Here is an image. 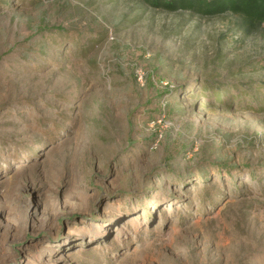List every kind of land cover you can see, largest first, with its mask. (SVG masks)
Listing matches in <instances>:
<instances>
[{"label":"rangeland","instance_id":"374dc122","mask_svg":"<svg viewBox=\"0 0 264 264\" xmlns=\"http://www.w3.org/2000/svg\"><path fill=\"white\" fill-rule=\"evenodd\" d=\"M0 264H264V24L0 0Z\"/></svg>","mask_w":264,"mask_h":264},{"label":"trees","instance_id":"16d2710c","mask_svg":"<svg viewBox=\"0 0 264 264\" xmlns=\"http://www.w3.org/2000/svg\"><path fill=\"white\" fill-rule=\"evenodd\" d=\"M166 12L189 11L212 17L226 13L239 16L248 28L264 24V0H141Z\"/></svg>","mask_w":264,"mask_h":264},{"label":"built area","instance_id":"2783aa9c","mask_svg":"<svg viewBox=\"0 0 264 264\" xmlns=\"http://www.w3.org/2000/svg\"><path fill=\"white\" fill-rule=\"evenodd\" d=\"M137 80H138L139 82H141V80H142V76H141L140 74H137Z\"/></svg>","mask_w":264,"mask_h":264}]
</instances>
